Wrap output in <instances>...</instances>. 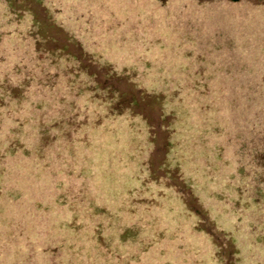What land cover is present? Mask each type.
Wrapping results in <instances>:
<instances>
[{
  "label": "rangeland",
  "instance_id": "obj_1",
  "mask_svg": "<svg viewBox=\"0 0 264 264\" xmlns=\"http://www.w3.org/2000/svg\"><path fill=\"white\" fill-rule=\"evenodd\" d=\"M49 1L0 0L42 40L0 58V264H264V0Z\"/></svg>",
  "mask_w": 264,
  "mask_h": 264
},
{
  "label": "trees",
  "instance_id": "obj_2",
  "mask_svg": "<svg viewBox=\"0 0 264 264\" xmlns=\"http://www.w3.org/2000/svg\"><path fill=\"white\" fill-rule=\"evenodd\" d=\"M40 2L44 6H46L47 8H49V6H51V2L49 0H40ZM7 5H8V9H6L5 6H4V8L1 10V13H0V58L1 59L6 58V57H13V58H16V59L20 58V57H24L26 59L31 58V54H34L35 48L38 46V44L40 45L42 43V40L40 39V35L38 33V26L34 23V21H32L29 24H27V23H25L26 21L18 20L19 17L17 16L16 11L13 9L12 6H10L11 3L7 2ZM52 14L54 15V13H52ZM87 30L84 33L85 37L81 38L82 46L84 45L83 43L85 41H87V40L90 43L92 42V44L94 42V40H92V35L89 37V39L87 38L89 36ZM91 32H92V34H94V31H91ZM2 33H3V35H2ZM177 42H178V44H181L184 41L182 39H179ZM90 49L93 51L92 52V54H93L95 52L93 49H96V47L93 46ZM99 51H100V53H102V58L100 59V61L106 62L107 59H108L107 55L109 53H111V51H112L111 45L110 44L109 45L101 44V49H99ZM108 56L110 58H112L110 55H108ZM58 59H61V61H63V60L66 61V57L63 56V55L59 56ZM32 61H35V59H33ZM175 61H176L175 60V55H172V61H169V62H166V63L168 65H170L171 67H174L176 65ZM26 63H27V61H26ZM202 63L203 62H199L198 65H201L202 68H206L207 71H208L209 70L208 66L210 64L205 65L203 67ZM18 64L19 63H18L17 60L13 61V66L14 67L15 66H21V65H18ZM116 70H117V68H116ZM211 73L216 74L217 77L219 75V73H217V72H211ZM140 75H142V74H140ZM203 81L205 83V80H203ZM154 84L157 85L156 83H154ZM157 87H159V86H157ZM204 88L205 87H201L200 86V87H196V88H193V89H195V90L199 89L200 90V89H204ZM193 89H190V90H193ZM151 90L155 91L157 89H156L155 86H151ZM203 99H206V98H203ZM192 104H196V103L193 102ZM202 104H200V108H201ZM205 109L206 110H203V111L206 113V116L202 117V121H201V122H203V124L207 128V130H205L204 134L212 132L213 130H215V131L218 130V131H220L222 133V130L224 129V127L223 128H218L221 123L217 119L215 105H213L212 102L209 100V104H207L205 106ZM119 116L120 115H118V114L117 115L112 114V115L109 116V118L118 120V119H120ZM112 122H114V121L112 120ZM139 123L141 125L144 124V126H146V124L143 121H139L138 124ZM105 127H110L109 121L106 122ZM103 129L105 130V128H103ZM202 135L203 134H201L199 136V140H202L201 139ZM105 136H106V139L102 140V142H106L108 140L113 141V134H108V135H105ZM137 138L140 140V142H144V140L140 139V137H137ZM182 143H183V145L181 146V149H184L185 143H184L183 140H182ZM103 145L106 146V147H108L110 145L116 146L117 143L116 142L111 143L110 141H108L106 143H103ZM192 146H193V141H192ZM188 147H189V149L191 148V146H188ZM16 148L17 147H13V146L9 145L7 147V149H6V152H10L11 151L10 153H13V152H15ZM53 148L55 150H58V151L57 152H55V151L54 152H50V154L48 155V158L52 159V160H53V154L54 153L58 154V152H60V150H62L64 148L63 147V143L61 141H59V146L57 147V145H56ZM65 149H66L68 155L72 157V162L68 163L66 165V168L68 169L70 175H72L71 173L75 172L76 168H78V166H79L81 168L80 172L82 173L81 177H83L85 179V180H82V181H84V185L85 186L89 185L88 180H90L91 184L100 192V189L95 185V183H94V181L92 179V175L83 173V172L87 171V169H89V168H92L94 166L98 167V165H97L98 163H92L93 158H91V160L88 163V165L86 163H84V161H81V163H79V165H78V163H76V157H75L76 155L75 154H78L80 151H82L83 157L81 159H85L86 160V153L83 150H81V149H79V151H77V153H74L73 149H71L67 145H65ZM101 149H102L101 147H98V151L96 153H94V154H96V159L98 158V153L101 151ZM213 149H216V148L214 147ZM204 150L208 151V150H211V148H204ZM186 151H188V149ZM116 154H117V152H113V156H116ZM172 157L174 158V155H172ZM172 157H169L170 161H174V159ZM191 159H194V158H191ZM196 159H197V162H198L199 158H196ZM78 160H80V159H78ZM197 162H196V165H197ZM195 166H194V168H195ZM191 169H192V166L190 167L189 165H186V167L184 169V171L186 172V176H184V178H186L187 180H192L191 178H194L192 176V174L190 173ZM199 172H200V174L202 176L206 175V177L204 179H206L208 177V172L207 171L202 170V171H199ZM78 173H79V170H78ZM78 173H74V174L77 175ZM85 194L86 193H85V191H83L82 187H81V189L77 190V195H79V197L82 196V195H85ZM65 195L68 196L69 194H65ZM85 198H86V201L91 200L90 195L86 194ZM75 199H77V198H72L70 200L73 202V200H75Z\"/></svg>",
  "mask_w": 264,
  "mask_h": 264
}]
</instances>
